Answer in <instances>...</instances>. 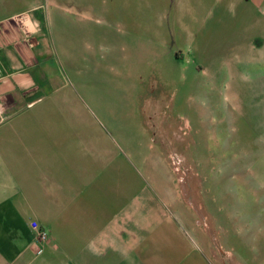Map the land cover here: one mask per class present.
Listing matches in <instances>:
<instances>
[{
	"label": "crops",
	"instance_id": "0c3cea01",
	"mask_svg": "<svg viewBox=\"0 0 264 264\" xmlns=\"http://www.w3.org/2000/svg\"><path fill=\"white\" fill-rule=\"evenodd\" d=\"M38 1L0 0V264H216L196 226L164 222V208L148 210L149 203L161 208L149 192L148 165L134 163L131 141L129 152L69 82L55 25ZM107 1L61 0V26L76 12L107 22L121 51L139 40L155 53L173 43V25V40L185 45L167 51L173 65L200 50L201 70L216 73L205 18L216 11L223 24L225 0ZM257 62L264 70V57ZM33 222L49 240L38 239ZM241 254L237 264H264L262 245L251 260Z\"/></svg>",
	"mask_w": 264,
	"mask_h": 264
},
{
	"label": "rangeland",
	"instance_id": "374dc122",
	"mask_svg": "<svg viewBox=\"0 0 264 264\" xmlns=\"http://www.w3.org/2000/svg\"><path fill=\"white\" fill-rule=\"evenodd\" d=\"M37 6L55 25L69 82L129 152L131 141L134 163L148 165L149 192L161 205L149 203L148 210L164 208V222L196 226L216 264H237L241 252L253 259L264 247V70L253 64L264 57V0H225L223 24L216 11L206 16L215 74L201 70L207 56L200 50L173 65L167 51L185 48L173 40V25V43L157 52L139 40L121 51L107 22L74 12L62 27L61 0Z\"/></svg>",
	"mask_w": 264,
	"mask_h": 264
},
{
	"label": "built area",
	"instance_id": "2783aa9c",
	"mask_svg": "<svg viewBox=\"0 0 264 264\" xmlns=\"http://www.w3.org/2000/svg\"><path fill=\"white\" fill-rule=\"evenodd\" d=\"M32 225L37 231V237L39 240H43V241L49 240L50 236L48 231L45 230L43 227H41L38 222H33ZM39 252H42V248L39 249Z\"/></svg>",
	"mask_w": 264,
	"mask_h": 264
}]
</instances>
